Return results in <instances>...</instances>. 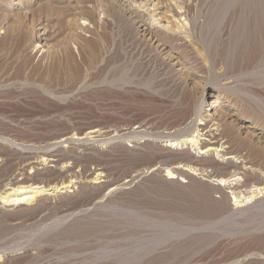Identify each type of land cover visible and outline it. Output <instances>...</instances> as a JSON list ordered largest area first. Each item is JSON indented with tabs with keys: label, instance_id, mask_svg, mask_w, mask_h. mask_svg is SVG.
<instances>
[{
	"label": "bare ground",
	"instance_id": "6f19581e",
	"mask_svg": "<svg viewBox=\"0 0 264 264\" xmlns=\"http://www.w3.org/2000/svg\"><path fill=\"white\" fill-rule=\"evenodd\" d=\"M50 1L0 0V50L15 48L24 60L21 61L26 64H30L34 56L39 54L43 63L41 70L36 68L43 70L48 78L57 67V57H63L65 48L73 43L74 51L71 48L66 53L68 56L72 51L78 56L83 54L92 63H102L106 59L98 57V48L95 51L93 47L102 42L101 33L107 19L115 17L139 53H144L156 65L141 84L150 89L153 95L166 94L165 97L170 98L167 105L176 111L174 118L164 123L157 122L155 116L149 115L134 120L132 127L111 134L103 142L107 145L114 139H127L130 144L124 146L125 144L118 142L119 149L126 152L139 151L137 156H148L156 152L159 159H165L144 172L149 174L156 171L165 182L184 184L185 178L196 180L197 176L202 177L201 181L211 192L219 194L221 208L231 220L244 214L248 217L255 209H264V114L255 105L259 101L256 95L247 88L236 85L230 77L224 78V71L216 64L220 54L219 45L227 42L228 48H233L245 39V29L248 24H252L253 36L259 41L263 54L255 70L247 75L264 86V0H245L235 4L231 1L221 6L206 5L203 0H56L59 5H63L65 11L62 19L66 37V41L63 40L66 45L62 48L64 51L60 48L64 45L63 42H60V47L57 45L58 50L64 52L63 55L57 54V60L54 49L56 45L52 42L60 30H51L48 23L50 21L40 20L39 15L42 4L50 7ZM50 10L52 12H49L48 17L62 13L53 12V6ZM73 60L70 62L73 63ZM59 65L64 66L61 63ZM72 65L76 67L78 64ZM82 65L77 67L81 68ZM24 66L26 67L25 64ZM67 67L63 68L68 71ZM79 74L78 72L77 75ZM116 81L105 80V83L114 85ZM133 81V76L120 80L123 84H132ZM157 109L152 115L157 114ZM108 130L101 132V129L94 127L82 134H54L43 141V145L34 141L31 143V140L25 142V145L6 140L9 153L0 150V169L9 163L11 171L5 184H2L4 188L0 192V204L18 207L20 213L32 215L36 221L49 212L54 214V220L50 224L37 222V229L42 230L43 235L48 231L64 233L74 223L90 219L95 214L94 209H85L84 214L81 211L82 215L75 216V203L79 198H86L87 190L105 187L109 175L101 170L92 177L77 174L73 170L78 162L72 158V145L87 140L90 142L103 133L107 134ZM145 137L151 140L144 139ZM99 141L101 140L97 142ZM107 147L109 151L113 148L110 144ZM103 149L106 150V147ZM144 172H136L132 177H139ZM125 183L127 181L122 185ZM98 195L94 199L100 201L95 203L94 208H103L106 205L101 203V199L105 195ZM43 219L47 218L43 216ZM43 235L39 238L44 237ZM46 249L40 244L23 250L19 255H8L1 251L0 264H9L16 259L39 264L37 261L43 257Z\"/></svg>",
	"mask_w": 264,
	"mask_h": 264
},
{
	"label": "rangeland",
	"instance_id": "374dc122",
	"mask_svg": "<svg viewBox=\"0 0 264 264\" xmlns=\"http://www.w3.org/2000/svg\"><path fill=\"white\" fill-rule=\"evenodd\" d=\"M231 1L235 4L245 0H203L206 5L211 6H221ZM50 2V7L42 4L40 20L50 21L48 23L51 30H60L58 37L52 42L56 45L55 59L58 58V62L55 61L65 67L68 65L69 69L67 71L64 66L55 63L57 67L49 79L43 70L40 71L43 61H40L39 54L34 56L30 64H26L15 48L0 50V150L9 153L6 140L22 145L31 140V143L34 141L43 145V141H47V138L54 134H82L94 127L101 129V132H107L109 129L107 134L103 133L97 140L73 144L75 157L72 158H75L78 164H71L77 174L92 177L101 170L109 177L105 187L87 190L86 198H79L75 203V216L84 214L85 209H94L95 214L91 220H82V223L78 221L79 223H74L69 231L64 233L44 231L43 235V231L37 229L40 223L50 224L54 220L55 216L50 212L43 215L47 219L42 216L41 220L37 219L40 221L38 222L32 215L20 213L18 207L0 204V252L19 255L23 250L43 244L47 249L43 257L38 259L39 264H264V209L253 210L251 217L244 214L231 220L221 208L219 194L211 192L201 181L202 177L197 176L196 180L185 178L186 183L181 184L165 182L156 171L145 174L144 171L148 167L165 158L159 159L156 152L148 156L146 153L137 156L139 151L126 152L119 149L120 142L125 144L124 146L130 144L127 139L110 141L108 144L113 150L109 151L108 144L103 142L105 138L121 129L132 127L136 120L148 115L155 116L159 123L170 121L174 118L176 109L167 105L170 98L165 97L166 94L153 95L150 89L141 84L156 65L144 53H139L115 17L107 19L108 24L105 22V30L101 31L102 42L93 47L95 51L98 48V57L106 60L102 63H92L83 54L78 56L72 52L74 43L65 48L66 37L62 19L65 11L58 1ZM51 6L55 8L53 12L62 13L48 17L49 12H52ZM245 32V39L233 48H228L227 42L219 45L220 54L216 64L224 71V78L230 77L236 85L243 86L241 88H247L256 95L259 101H256L255 105L257 104L264 114V86L247 75L255 70L263 52L259 41L253 36L252 24L247 25ZM60 42L64 44L62 47ZM57 45L61 49L65 48V51L62 49L65 53L59 51ZM71 48L73 50L68 56ZM62 53L63 57L57 55ZM70 54L75 55L71 57ZM72 64L78 65L73 67ZM79 64H83L81 68L77 67ZM78 72L80 76L77 75ZM132 76V84L120 82L121 79ZM104 79H114L118 82L110 85L105 83ZM156 109L157 114L152 115ZM144 139L151 140L146 137ZM98 140L101 141L97 142ZM0 170L1 192L11 166L6 163ZM84 171L85 173H82ZM139 171L144 174L132 177ZM126 181L127 183L122 185ZM109 188L111 189L107 191ZM93 194H99L100 197L105 195L101 203L106 206L94 208L95 203L100 200L94 199ZM40 235L44 237L39 238ZM25 262L16 259L9 264H29Z\"/></svg>",
	"mask_w": 264,
	"mask_h": 264
}]
</instances>
